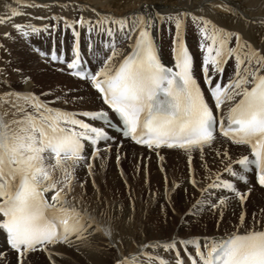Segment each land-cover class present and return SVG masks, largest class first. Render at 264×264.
Listing matches in <instances>:
<instances>
[{
	"label": "snow or ice",
	"instance_id": "snow-or-ice-1",
	"mask_svg": "<svg viewBox=\"0 0 264 264\" xmlns=\"http://www.w3.org/2000/svg\"><path fill=\"white\" fill-rule=\"evenodd\" d=\"M15 5L5 4L8 11L0 15V25L11 23L21 37L68 33L66 52L54 48L50 55L39 54L61 65L58 71L78 85L71 96L51 90L24 94L0 81L8 95L24 101L12 105L18 118L0 117L4 264L8 250L15 253L14 264H31L38 251L47 254L49 264H58L56 257L64 259L62 250L68 249L111 253L107 264H264V223L257 226L255 213L250 222L246 208L253 186L264 189V35L256 44L242 27L229 28L181 8L167 14L142 8L116 17L75 0H15ZM216 6L236 25L254 23L235 5ZM56 7L60 12H53ZM26 9L47 14L33 16ZM66 9L77 15H62ZM197 9L204 11L203 5ZM19 16L49 23L21 24L15 21ZM260 23L264 26V19ZM189 25L198 37L196 52L187 46ZM162 26L171 37L167 63L157 39ZM3 37L13 38L9 32ZM125 143L140 146V159L156 156L161 170L165 154L187 159V176L159 194L163 219L158 229L136 219V198L121 166ZM231 146L237 147L235 155ZM206 155L220 167L213 169ZM111 158L127 190V211L104 198L98 209H90L72 195L79 170L92 178L100 194L95 161L103 168ZM193 158L199 170L192 167ZM85 182L79 181L81 188ZM181 185L184 191L190 185L193 195L178 205L172 193ZM169 212L179 223L165 230ZM206 216L217 230L227 224L226 231L193 233ZM99 238L102 245L95 243ZM131 244L133 251L128 250Z\"/></svg>",
	"mask_w": 264,
	"mask_h": 264
},
{
	"label": "bare ground",
	"instance_id": "bare-ground-1",
	"mask_svg": "<svg viewBox=\"0 0 264 264\" xmlns=\"http://www.w3.org/2000/svg\"><path fill=\"white\" fill-rule=\"evenodd\" d=\"M39 2L47 3L49 0H39ZM75 3L87 5L89 8H95L98 12L111 13L116 17H123L129 13L139 12L142 8L146 10L150 9L153 12L158 11L161 14H167L174 8L188 9L197 15H204L220 24H226L229 28L242 27L245 35L256 44L262 42L260 37L264 35V26L260 23V21L264 19V0H211V2H206V0H75ZM225 3L235 5L245 16L254 21V23L246 27L243 25H236L230 19V14L223 7L216 6ZM5 4L16 6L15 0H0V15L8 11V9L5 8ZM199 5H203L204 11L201 12L197 9ZM102 7H108V9L105 10L102 9ZM111 8L121 11V13H114ZM26 11L32 13L33 16L47 14L46 10L43 9H26ZM53 12H60V9L58 7L53 8ZM61 14L68 18L77 15V13L73 12L71 9H66ZM85 15H87V13H85ZM15 21L21 24L31 21V23L37 26L49 23L48 20L32 19L30 16H19L15 18ZM4 32L11 33L13 38L4 39ZM157 39L160 44V52L163 61L166 63L171 61V37L164 26L159 29ZM186 41L190 50L196 52L198 37L195 29L191 25H189L186 34ZM69 43L70 36L68 33H65L63 37H61L58 31L55 35H49L41 31L39 34H31L29 38H23L17 34V31L12 27L11 23L0 25V44L4 46L0 48V81H5L12 89L21 90L24 94L48 93L50 90L57 93L64 92L69 96L76 94L78 82L70 76L58 71L61 65L50 62L45 56L39 54L40 52H44L46 56L50 55V50L54 48L66 52ZM80 44L81 51L86 55L87 50L85 48L84 35L81 36ZM43 82L45 83V85H43L45 87L41 89V84ZM79 91H84L83 85H79ZM49 99H51V97H49ZM13 104L22 106L24 101L22 99H17L15 93L8 95L5 87L0 86V117L6 120L18 118V113L16 117H13V112L15 111L12 107ZM79 106L78 104L65 105V107L68 108ZM122 151L125 155L122 157L121 166L124 172L129 176L128 183L132 186L133 195L136 198V219L137 221L143 220V224L149 228L155 225L158 229L160 227L158 221L163 219V217L159 215L161 204L159 201V194L167 190L171 182L175 181L179 184L180 181L187 176V159L176 152L165 154V167L161 170L158 167L160 162L156 156H152L150 159H140L141 148L139 146H132L125 143V148ZM230 151L235 155L237 153V147L231 146ZM206 159L213 169L220 167L218 162L213 164L212 155H206ZM199 163L200 162L196 158H193L192 167L199 170ZM95 164L97 165L95 169V181L100 188V194L94 191L92 178L87 177L84 170H79L77 172V182L74 185L72 195L89 206L90 209H98L100 207L99 199L104 198L106 203L115 204L117 208L123 206L127 211L129 203L127 199V190L114 164V158H111L109 160V165L105 164L103 168L99 167V160L95 161ZM137 166L138 171L134 174L133 169H136ZM80 180L86 181L83 188L80 187ZM182 189L183 185L177 187L172 193V199L178 205L182 204L193 195L190 185L187 187L186 191ZM153 198L157 201L155 205L153 204ZM165 207L167 206L165 205ZM246 208L249 213L248 219L250 222L252 213H255L257 221H259V223H264V214L260 211L264 209V189L257 185L253 186L252 191L248 194ZM109 211H111V209H109ZM211 221L212 219L206 216L196 227H205L206 224L214 225L213 221ZM178 223L179 217H174L169 212L168 223L164 225V228L172 230L178 226ZM259 223L257 226H259ZM227 227V224L222 223L217 232H201L197 228L195 231H192V229L191 231L197 234H219L225 232ZM95 243L101 245L100 243H103V239L99 238ZM5 248H7L5 237L3 234H0V249ZM134 248V244L128 245L129 251H133ZM123 250L124 248L122 246L121 251ZM62 251H72L76 253V251L71 249ZM42 253L43 252L38 251L33 254L31 264H49L47 254L43 259L41 257ZM90 254H92V258L87 259H89L91 264H107L111 258V253L101 254L88 250L78 252V256L81 255L86 257V255L90 256ZM38 255L41 256L39 257ZM56 258L58 262L60 256ZM67 258L70 257L67 255ZM6 260L8 264H14L15 253L12 250L7 251ZM61 262L63 263V261ZM0 264H4V258H0Z\"/></svg>",
	"mask_w": 264,
	"mask_h": 264
},
{
	"label": "rangeland",
	"instance_id": "rangeland-1",
	"mask_svg": "<svg viewBox=\"0 0 264 264\" xmlns=\"http://www.w3.org/2000/svg\"><path fill=\"white\" fill-rule=\"evenodd\" d=\"M110 8V7H109ZM102 9H105V10H107L108 9V7H102ZM111 9H113V11H114V13H121V11H118L117 9H115V8H111ZM42 86L43 85H45V83L43 82L42 84H41ZM41 86V89H44V87L45 86H43L42 87ZM40 88V87H39ZM49 91V90H48ZM47 91V92H48ZM46 93V92H45ZM109 160L110 159H108L107 160V162H106V165L108 164L109 165ZM212 222V221H211ZM210 222V223H211ZM258 223H259V221H257ZM257 223V224H258ZM173 225V224H172ZM221 225H222V223H221ZM173 227V226H172ZM196 228L199 230V231H201V232H207V231H214V232H217L218 230H217V228L215 227V225H208V224H206L205 225V227H193L192 228V231H195L196 230ZM220 228V227H219ZM165 230H169L168 228H165ZM101 245L103 244V243H100ZM62 254H63V257H64V259H61V257L59 258V260H58V264H91V262L89 261V259H87V258H92L91 256H92V254H90V256H88V255H86V257L85 256H78V252H72V251H62ZM64 254H65V256H64ZM67 255H68V257H70V258H67ZM39 257L41 256V255H38ZM44 256V257H43ZM45 256H46V253H42V258L44 259L45 258ZM59 256V255H58ZM57 256V257H58ZM72 257V258H71ZM61 259V260H60ZM67 259V260H66ZM71 259V260H70ZM61 261H63V263L61 262ZM66 261H68V262H66ZM81 262V263H80ZM8 264V263H7Z\"/></svg>",
	"mask_w": 264,
	"mask_h": 264
}]
</instances>
